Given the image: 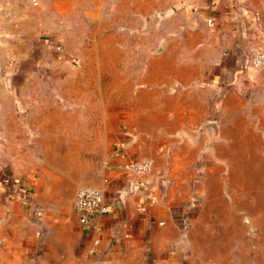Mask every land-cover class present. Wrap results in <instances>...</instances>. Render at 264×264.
<instances>
[{"label":"crops","instance_id":"1","mask_svg":"<svg viewBox=\"0 0 264 264\" xmlns=\"http://www.w3.org/2000/svg\"><path fill=\"white\" fill-rule=\"evenodd\" d=\"M0 40L15 60L0 264H264V205L240 191L233 145L264 144V73L246 57L264 50V0H0ZM213 118L228 172L194 191L173 174L165 189L163 148L207 144L213 127L197 130ZM143 159L153 172L138 181L123 167ZM255 160L241 167L252 183ZM84 187L110 206L90 227L73 209Z\"/></svg>","mask_w":264,"mask_h":264},{"label":"rangeland","instance_id":"2","mask_svg":"<svg viewBox=\"0 0 264 264\" xmlns=\"http://www.w3.org/2000/svg\"><path fill=\"white\" fill-rule=\"evenodd\" d=\"M2 40V39H1ZM0 40V100L1 96H5L6 94V79L8 76V72L14 70V58H6L5 54V45L4 42ZM5 82V83H4ZM2 101H0L1 103ZM5 105V103H4ZM0 107V123L6 128L7 118L6 112L2 110ZM216 121V119H209L208 121ZM216 125V126H217ZM210 127L207 123L198 127V133H201L203 127ZM219 126L216 128H212L214 130L213 134L209 136L207 144H169L168 147L163 148V152L166 157V162L164 165V172L159 171L160 178L163 180V185H166L167 189L170 186L169 179L172 178L173 174H181L184 176L185 180H182L178 183L179 188L189 189L194 191L196 189L199 190L201 187H205L208 183V176L210 168H215L217 165H221L219 171L221 173H227L228 167L230 166L228 162L219 159L217 156L218 153L226 152L227 155L230 156V144H214L212 140H216V131ZM4 135L2 132H0ZM0 134V136H1ZM3 139V136H1ZM211 140V142H210ZM3 148H4V140ZM239 147V156L237 157L240 169L239 171V181L237 182L240 191L244 194L249 193L252 195V189L255 194V203L259 206L264 205V144H233ZM236 150V149H235ZM237 151V150H236ZM238 153V151H237ZM251 158H255L254 165L252 166L251 176L253 177V183L249 181L248 176L245 175L246 171L242 170L245 167L246 161H249ZM169 162V164H168ZM6 163H3V160L0 159V169H3ZM168 165H171L170 171L166 168ZM259 166L262 168L259 171ZM246 168V167H245ZM155 169V168H154ZM218 169V168H217ZM162 170V169H161ZM157 171V170H156ZM153 172V165H152ZM190 172V177L187 178V174ZM1 173V170H0ZM168 181V182H167ZM176 185V184H174ZM1 186V184H0ZM195 194V193H194ZM239 203L242 207L245 206L246 201L243 198L239 199ZM216 215L214 213L206 214V218L210 220V218H215ZM33 223L32 217L29 219ZM34 224V223H33ZM41 227L42 223H41ZM38 228V227H36ZM39 230V228H38ZM41 230V229H40ZM44 230L42 231L43 234Z\"/></svg>","mask_w":264,"mask_h":264},{"label":"built area","instance_id":"3","mask_svg":"<svg viewBox=\"0 0 264 264\" xmlns=\"http://www.w3.org/2000/svg\"><path fill=\"white\" fill-rule=\"evenodd\" d=\"M252 21L256 29H260L259 13L254 12ZM248 68L257 73H264V50L256 46H250L246 50ZM214 122H216L214 120ZM124 171L138 181L143 180L152 172V162L147 159L137 160L124 165ZM4 189L9 191H17L22 193L23 190L14 181L2 178ZM24 193V192H23ZM22 198L26 196L23 195ZM26 199V198H25ZM153 200H151L152 202ZM73 209L77 215L78 222L83 226H93L96 218L107 214L110 211V206L107 204L104 194L91 187H84L77 190L74 200ZM39 211H35L34 219H41Z\"/></svg>","mask_w":264,"mask_h":264},{"label":"water","instance_id":"4","mask_svg":"<svg viewBox=\"0 0 264 264\" xmlns=\"http://www.w3.org/2000/svg\"><path fill=\"white\" fill-rule=\"evenodd\" d=\"M210 127H213V128H215L216 127V122H214V121H207L206 122ZM33 219V223H34V225H36V227H38L39 229H41L42 231H43V227H41V219H34V218H32Z\"/></svg>","mask_w":264,"mask_h":264}]
</instances>
